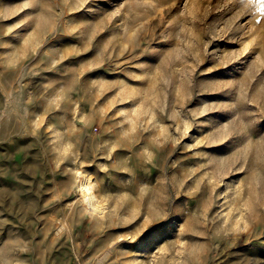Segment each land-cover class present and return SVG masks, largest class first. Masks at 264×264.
<instances>
[{"label":"rangeland","instance_id":"rangeland-1","mask_svg":"<svg viewBox=\"0 0 264 264\" xmlns=\"http://www.w3.org/2000/svg\"><path fill=\"white\" fill-rule=\"evenodd\" d=\"M0 264H264V0H0Z\"/></svg>","mask_w":264,"mask_h":264},{"label":"bare ground","instance_id":"bare-ground-1","mask_svg":"<svg viewBox=\"0 0 264 264\" xmlns=\"http://www.w3.org/2000/svg\"><path fill=\"white\" fill-rule=\"evenodd\" d=\"M85 177H87V176H85ZM82 181V180H81ZM90 181V180H89ZM88 181V179L86 178V179H84L81 183H80V179H79V183L81 184V186H80V190H81V194H83V197H84V200H85V202L88 204V206H90V209H96V207H95V205H96V203H94L93 202V200H94V194H92L91 195V193L93 192V190H92V192L90 193V182ZM77 189H78V187H77ZM85 191H88V194H86L85 193ZM81 199V198H80ZM97 202V201H96ZM98 208V207H97ZM89 209V210H90ZM92 210V211H93ZM95 211V210H94ZM96 211H99L98 209L96 210ZM95 211V212H96Z\"/></svg>","mask_w":264,"mask_h":264}]
</instances>
